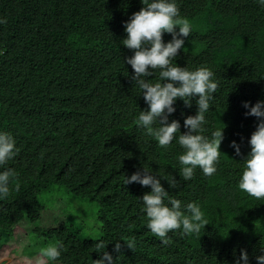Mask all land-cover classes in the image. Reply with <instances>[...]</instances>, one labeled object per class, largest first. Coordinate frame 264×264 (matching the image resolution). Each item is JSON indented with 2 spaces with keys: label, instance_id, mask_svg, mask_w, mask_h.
Here are the masks:
<instances>
[{
  "label": "trees",
  "instance_id": "1",
  "mask_svg": "<svg viewBox=\"0 0 264 264\" xmlns=\"http://www.w3.org/2000/svg\"><path fill=\"white\" fill-rule=\"evenodd\" d=\"M143 6L142 0H0V16L7 17L0 24V129L10 130L21 147L10 162L20 172V191L0 200V249L12 242L18 222L40 221L46 208L40 195L60 186L97 202L99 239L109 240L104 250L121 256L117 264H235L244 248L251 264H259L264 200L239 189L238 173L258 126L255 115H245L243 102L264 99V8L256 0H180L192 32L176 62L208 64L216 71L220 85L209 127H225V139L213 176L197 170L179 188L162 179L179 198L199 199L209 220L199 234L170 233L164 245L140 211L138 197L150 186L122 182L124 173L144 163L182 180L181 147L175 142L160 147L134 123L147 104L126 63L134 51L122 40L124 21ZM196 99L190 108L179 99L171 114L182 132L185 116L196 113ZM232 140L241 144L242 154ZM35 232L63 241L61 264H91L102 255L95 248L98 239H81L68 225ZM120 235H134L135 250ZM117 239L124 244L119 253Z\"/></svg>",
  "mask_w": 264,
  "mask_h": 264
},
{
  "label": "clouds",
  "instance_id": "2",
  "mask_svg": "<svg viewBox=\"0 0 264 264\" xmlns=\"http://www.w3.org/2000/svg\"><path fill=\"white\" fill-rule=\"evenodd\" d=\"M256 2L264 8V0ZM142 4L144 6L140 10L124 21L127 36L122 40L123 45L134 51L126 58V63L134 69L132 79L147 104L143 109L139 107L134 123L160 147H172L173 142L181 147L177 159L182 180L144 163L131 175L124 173L122 182L123 185L137 182L150 186V191L138 197L141 201L140 211L146 215L147 227L151 232L161 239L162 244L168 245L172 240L170 233L178 230L182 236L199 234L209 220L199 199L186 201L179 198L165 187L162 179L172 188H179L183 181L192 180L197 170L208 177L216 174L221 162L225 127H209L208 114L214 106L220 85L214 68L208 64L193 67L176 62L192 32V22L182 14L180 0H142ZM6 23L7 17L0 16V24ZM165 33H170L171 39L166 41ZM194 97H197L196 113L185 116L183 127L186 131L182 132L181 121L170 119L171 114L177 111L179 99L190 108ZM243 103L249 109L245 115H255L258 126L249 140L251 150L244 157L242 170L238 173V187L250 196L264 200V99L254 105L250 101ZM231 145L237 155L242 154L239 142L232 140ZM20 151L17 137L10 130L0 129V200L20 191V172L10 163ZM60 207L57 205V208ZM127 227L131 229L132 225ZM119 237L127 247L135 250L137 239L134 235ZM108 242L106 239L97 240L96 250L103 251L100 258L92 259L91 264H117L121 256L115 257L112 251L104 250ZM123 246L121 240L117 239L114 251L119 253ZM63 252V241L41 242L37 251L38 264H61ZM255 258L259 264H264V254ZM188 264L194 262L189 260ZM235 264H251L246 248L241 249Z\"/></svg>",
  "mask_w": 264,
  "mask_h": 264
},
{
  "label": "rangeland",
  "instance_id": "3",
  "mask_svg": "<svg viewBox=\"0 0 264 264\" xmlns=\"http://www.w3.org/2000/svg\"><path fill=\"white\" fill-rule=\"evenodd\" d=\"M46 206L40 221L18 222L12 242L0 249V264H38V247L41 242L56 243L38 235L37 228L49 229L68 225L79 230L81 239H99L102 236V223L99 220V206L89 199L69 195L64 187L54 186L40 195ZM60 205V208H57ZM87 220V222H86Z\"/></svg>",
  "mask_w": 264,
  "mask_h": 264
}]
</instances>
